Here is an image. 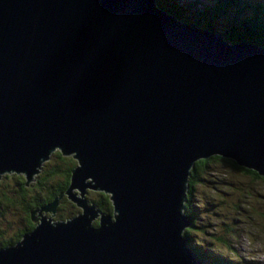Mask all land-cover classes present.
<instances>
[{
  "label": "water",
  "instance_id": "1",
  "mask_svg": "<svg viewBox=\"0 0 264 264\" xmlns=\"http://www.w3.org/2000/svg\"><path fill=\"white\" fill-rule=\"evenodd\" d=\"M57 151L76 166L41 212L66 196L75 217L42 218L0 264H203L191 172L218 156L264 178V47L157 0H0V180L31 184Z\"/></svg>",
  "mask_w": 264,
  "mask_h": 264
},
{
  "label": "rangeland",
  "instance_id": "2",
  "mask_svg": "<svg viewBox=\"0 0 264 264\" xmlns=\"http://www.w3.org/2000/svg\"><path fill=\"white\" fill-rule=\"evenodd\" d=\"M176 1L179 6L184 3V0ZM55 153L46 161L49 168L61 162ZM39 174L31 186L38 181ZM10 176L5 178L3 175L0 180V232L4 236L20 226L19 202L9 207L3 200L7 196L14 200L20 199L15 187L17 175ZM202 180L203 183L196 184L197 193L194 198L198 214L196 229L190 231L194 244L211 258L220 254L233 264H264V220L261 215V212L264 213V183L255 182L222 160L211 162ZM37 187L28 190V196H43L44 190Z\"/></svg>",
  "mask_w": 264,
  "mask_h": 264
},
{
  "label": "trees",
  "instance_id": "3",
  "mask_svg": "<svg viewBox=\"0 0 264 264\" xmlns=\"http://www.w3.org/2000/svg\"><path fill=\"white\" fill-rule=\"evenodd\" d=\"M261 1L263 2L252 3L251 0H184V3L179 6L176 4V0H168L169 3L167 1L162 2L161 0H157L160 8L176 15L181 21L194 23L200 28L215 32L216 34L221 35L225 41L231 43L248 42L264 47V0ZM54 155L59 161H61L60 164L52 168H49L48 164H46L37 177V188L44 190L43 197L47 202L53 201L59 196V194L64 193L67 190L70 184L72 169L76 166L71 159H68L69 157H63L59 152H56ZM218 160H222L228 163L231 167L242 171L243 174L251 177L255 182L261 181L264 183L263 177H260L254 171L239 167L232 160L215 156L208 160H201L196 163L191 172L187 202L185 204V213L192 220L193 226L185 232V235L189 241L190 247H192L200 256L203 264H233L226 256L219 254V256L211 258L208 254L202 252V250L194 244L193 237L190 235V231L196 229L195 224L198 219V214H196L197 209L194 207V198H196L197 193L196 184L204 182L202 176L208 172L210 163ZM5 178H11V176L8 175ZM15 178H18L15 181V187L17 188V194L20 199L14 200L10 196L4 197L5 199L3 200H5L4 202L9 207L16 205L17 201L20 203H18V205H22L23 199L21 196L25 195L28 191L25 179H19V177L16 176ZM90 193L93 194L94 192L91 191ZM95 194H98L99 199L89 200H91V202L94 203L102 213L112 215L113 208L109 196L97 192ZM66 204L71 208V212H61V218L67 219L69 217L70 219L75 217L77 212L76 206L64 199L63 205L61 206L62 210ZM26 207L29 212L31 207L27 204ZM67 213L69 215H67ZM261 215L264 220V213L261 212ZM97 225L98 222L95 223V226ZM33 228V226H29L27 231L32 232L36 227ZM16 233L18 234L10 236V238H0V247L16 245V243L23 239V235L27 232ZM225 245L228 247L226 242Z\"/></svg>",
  "mask_w": 264,
  "mask_h": 264
},
{
  "label": "flooded vegetation",
  "instance_id": "4",
  "mask_svg": "<svg viewBox=\"0 0 264 264\" xmlns=\"http://www.w3.org/2000/svg\"><path fill=\"white\" fill-rule=\"evenodd\" d=\"M46 164H48V162L47 163H45L44 165H43V167L46 165ZM40 173H41V171H40ZM16 177H19V179L20 178H22V179H25L23 176H16ZM38 180V179H37ZM38 182V181H37ZM37 182L35 183V184H33V186H31L32 185V183L31 184H29V185H27L26 184V188L28 189V190H33L32 188H34V187H36L37 186ZM1 183V182H0ZM91 191H89L88 193H87V197H88V195H89V193H90ZM28 192H26V194L25 195H23V196H21V198L23 199V201H22V205H20V211H19V213H18V215L20 216V226H18V228H16V230H14L12 233H10V234H7V235H3L1 232H0V237H5V238H10V236H13V235H17L18 233H16V232H27V233H29L30 231H27L28 230V227L29 226H33L34 228L39 224V222L41 221V219L42 218H50V217H52L53 215L51 214V213H45V212H41V208H42V206L44 207V205H47V204H49L50 202H47L46 200H44V197L43 196H41V197H38V196H28V194H27ZM65 193V192H64ZM64 199L65 200H67V201H69L68 199H67V197L66 196H64L61 200H60V203H59V205H58V208L56 209V212H55V215L52 217V219L54 220V217H56V218H59V219H62L61 218V212H62V208H61V206L63 205V201H64ZM52 202V201H51ZM70 202V201H69ZM71 203V202H70ZM26 204L27 205H29L30 207H31V209H30V211L28 212V210H27V207H26ZM71 204H73V203H71ZM74 205V204H73ZM79 209V208H78ZM99 209V208H98ZM80 210V209H79ZM100 210V209H99ZM101 211V210H100ZM102 212V211H101ZM67 219H69V218H67ZM33 228V229H34ZM32 229V230H33ZM26 233V234H27ZM25 235V234H24ZM23 235V236H24ZM3 239V238H2ZM21 240V239H20ZM17 244V243H16Z\"/></svg>",
  "mask_w": 264,
  "mask_h": 264
}]
</instances>
